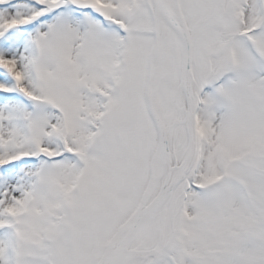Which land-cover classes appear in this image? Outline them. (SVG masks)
<instances>
[{
	"label": "snow or ice",
	"instance_id": "obj_1",
	"mask_svg": "<svg viewBox=\"0 0 264 264\" xmlns=\"http://www.w3.org/2000/svg\"><path fill=\"white\" fill-rule=\"evenodd\" d=\"M0 264H264V0H0Z\"/></svg>",
	"mask_w": 264,
	"mask_h": 264
}]
</instances>
